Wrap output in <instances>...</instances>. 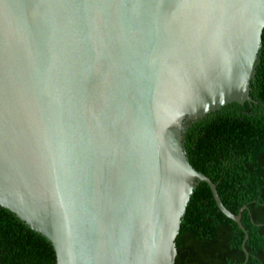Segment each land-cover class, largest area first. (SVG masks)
Returning a JSON list of instances; mask_svg holds the SVG:
<instances>
[{
    "label": "water",
    "instance_id": "1",
    "mask_svg": "<svg viewBox=\"0 0 264 264\" xmlns=\"http://www.w3.org/2000/svg\"><path fill=\"white\" fill-rule=\"evenodd\" d=\"M264 0H0V206L57 264H175L185 128L257 101Z\"/></svg>",
    "mask_w": 264,
    "mask_h": 264
},
{
    "label": "trees",
    "instance_id": "2",
    "mask_svg": "<svg viewBox=\"0 0 264 264\" xmlns=\"http://www.w3.org/2000/svg\"><path fill=\"white\" fill-rule=\"evenodd\" d=\"M252 80L257 103H234L185 128L190 163L217 185L225 206L238 214L245 233L217 207L200 182L182 220L175 264H264V32ZM0 264H57L52 244L0 206Z\"/></svg>",
    "mask_w": 264,
    "mask_h": 264
}]
</instances>
